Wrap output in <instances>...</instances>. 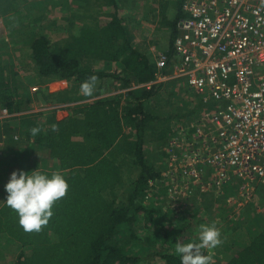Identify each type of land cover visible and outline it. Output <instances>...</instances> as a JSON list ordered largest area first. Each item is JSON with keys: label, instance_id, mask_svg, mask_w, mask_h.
Returning <instances> with one entry per match:
<instances>
[{"label": "trees", "instance_id": "1", "mask_svg": "<svg viewBox=\"0 0 264 264\" xmlns=\"http://www.w3.org/2000/svg\"><path fill=\"white\" fill-rule=\"evenodd\" d=\"M125 1L129 10L141 6V0L34 1V5L48 3L46 6L63 13L59 20L41 16L36 23L44 28L24 40L38 78L44 83L65 80L72 86V97L57 93L47 98L58 104L74 103L103 93L109 84L125 90L155 78L154 53L137 46L130 23L120 14V4ZM28 2L0 0V17L19 12ZM184 2L174 1V19L167 18L166 3L162 6L161 22L170 32L164 53L169 57L174 53L178 23L184 18ZM99 5L113 12L101 19L93 17L90 24L73 32L78 15ZM110 65L115 69L112 72L105 70ZM17 70L10 61L0 62V109L11 113L29 109L31 102L28 86ZM91 76L98 78L93 94L75 98L74 91L81 92L82 83ZM182 93L194 95L179 81L117 93L74 105L61 121L51 114L46 126L37 121L42 114H23L20 123L27 142L13 139L9 148L0 151V264H149L150 259L159 264H181L175 252L177 240L198 243L200 226L217 223L227 226L241 248L233 255L212 249L221 251L217 255L221 264H264V216L255 217L250 210L241 215L215 194L198 202L193 198L190 207L177 213L168 205L166 188L149 187L150 181L161 177L156 159L162 158L164 167L162 149L172 124L196 119L204 109L199 97L193 96L197 100L193 106ZM176 101H180L178 106L173 105ZM170 107L173 112L164 115L163 110ZM34 127L40 129L36 136L30 131ZM149 148L152 153L147 158ZM20 170L49 175L59 171L69 185L40 232H25L16 212L3 201L4 186L11 174ZM231 190L225 187V196ZM147 194H151L149 199ZM164 219L171 221L167 228ZM245 234L248 241H239ZM227 236L221 232V237Z\"/></svg>", "mask_w": 264, "mask_h": 264}, {"label": "built area", "instance_id": "2", "mask_svg": "<svg viewBox=\"0 0 264 264\" xmlns=\"http://www.w3.org/2000/svg\"><path fill=\"white\" fill-rule=\"evenodd\" d=\"M183 14L173 55L153 51L155 78L116 92L179 81L199 97V116L172 124L161 177L149 187L166 188L177 213L212 194L239 213L264 189V0H185ZM15 116L0 111V121Z\"/></svg>", "mask_w": 264, "mask_h": 264}, {"label": "rangeland", "instance_id": "3", "mask_svg": "<svg viewBox=\"0 0 264 264\" xmlns=\"http://www.w3.org/2000/svg\"><path fill=\"white\" fill-rule=\"evenodd\" d=\"M35 0H29V2L25 5H22L20 7L19 12L11 11L7 16L0 17V62L1 61H10L14 63L16 67H18V73L21 75V79L24 80V84L27 86H33L31 88H28L31 93H36L33 91V88L36 86L41 85L44 81L35 74L34 65L30 61V48L29 46H26V43H24V40L30 36L31 32L36 33L40 32L44 26L43 24L39 25L36 23V20L39 19L41 16L46 15L47 18H52L58 20L63 15L62 11L59 8H52V6H46V5H34ZM140 1V0H139ZM174 1L176 0H141V6L137 9H128L127 1L124 3L122 2L120 4V14L130 23V32L133 36V40L139 46L145 51H149L150 53L158 54L159 48H162L163 54L164 51H166L167 47L169 46L170 41V32L167 29L166 26L161 22V10L163 9L162 6L165 5L169 8L167 13V18L174 19V16L176 14L175 8H174ZM178 1V0H177ZM55 2V0H54ZM75 7V6H74ZM112 13L113 11L110 8L107 7H100L97 6L90 12H81L77 18H79L76 23L75 27L72 28V31L77 33V31L86 23L90 24L94 19L93 17H98V19H101L102 17H106L107 14ZM108 16V15H107ZM47 25V24H46ZM35 30V31H34ZM36 32V33H35ZM159 46V48L157 47ZM167 55V54H166ZM101 66V65H100ZM105 70L108 72H112L114 67L105 66ZM115 85H107V89L112 87L113 89ZM72 86H70L67 89L62 90L60 94L66 95L67 97H72L73 90ZM39 91V90H37ZM46 93L48 91L40 92L39 94L33 95V100L30 103V106L36 105L37 111L36 113H40L43 110H46L47 106H44V104L48 103H54L53 98H47ZM57 94V93H55ZM83 94L82 92L75 93V98L79 97V95ZM182 97L185 101H191L192 97L186 93H182ZM61 98V96H59ZM74 98V99H75ZM196 100V99H195ZM175 101V100H173ZM197 101V100H196ZM93 102V100L90 98L80 99L78 102L74 103H65V104H58V105H66L69 107H72V105L76 106L78 104H88ZM180 101H176L173 103V105L178 106ZM57 105V104H56ZM55 106V105H53ZM48 109L47 111H49ZM52 110V109H51ZM169 111V112H168ZM164 115H167L168 113H172L171 107L167 110H163ZM66 119V118H64ZM62 119V120H64ZM40 123H45L47 121L40 119ZM16 135V133L12 134ZM15 137V136H13ZM148 146V145H147ZM146 146V147H147ZM152 148H149V152L147 154V158L151 156ZM153 156H156V153H154ZM160 156V155H159ZM158 157V156H157ZM151 159V158H149ZM157 165L161 167V170L163 168L162 166V158H157ZM135 175H138V172L135 173ZM152 193V192H151ZM146 203H150L149 201ZM156 206V205H155ZM167 223L165 224L166 228L171 225V221H167L164 219ZM155 227H153L154 229ZM153 229H151L153 231ZM140 235L145 237L144 232L142 230H139L138 232ZM235 236L230 235L227 237H221L222 244L220 247L225 246V244H234L235 241H238V239L235 240ZM247 240L246 234L242 239H239V241ZM219 247V246H218ZM219 247V248H220ZM203 252H211L214 251L212 249H202ZM207 255L206 253H204ZM148 262L149 264H159L158 261H154L153 259H150ZM214 264V262H213Z\"/></svg>", "mask_w": 264, "mask_h": 264}, {"label": "clouds", "instance_id": "4", "mask_svg": "<svg viewBox=\"0 0 264 264\" xmlns=\"http://www.w3.org/2000/svg\"><path fill=\"white\" fill-rule=\"evenodd\" d=\"M91 76L81 85L85 96L93 94L97 82ZM31 134L36 136L39 128H32ZM69 185L64 175L59 172L43 174L38 170L13 172L4 186L6 205L16 212L19 224L25 232H40L48 225L53 216L54 204L65 197ZM197 242L181 243L177 240L175 252L181 264H213L212 257L205 255L202 249H215L222 244L221 232L215 224L201 225Z\"/></svg>", "mask_w": 264, "mask_h": 264}, {"label": "crops", "instance_id": "5", "mask_svg": "<svg viewBox=\"0 0 264 264\" xmlns=\"http://www.w3.org/2000/svg\"><path fill=\"white\" fill-rule=\"evenodd\" d=\"M69 82L65 81V80H61V81H51V82H47V83H42L41 85L39 86H36L38 87V90L36 93H31L30 91V96H31V102L33 100V95H36V94H39L40 92L42 93L43 91H48V93H46V95L48 94H55V93H60L62 92V90L64 89H67L69 87ZM33 86H28V88H31ZM115 88L113 89L112 87L108 88L107 90H104L103 93H100L99 95H94L93 98V101H99V100H103V99H106L108 97H113L117 92V84H115L114 86ZM30 102V103H31ZM30 103H29V109L23 111V112H20V113H16L17 116L13 117V118H9V119H6V120H3V121H0V137L3 141V145L0 147V151H2L3 149H5L6 147H10L12 145L11 141H13V139L15 141H19V142H27V137L25 135V133L23 132V127H21V119L20 117L23 116V114L25 115H33V114H42V116L38 117L37 121L39 122L40 119H43L45 121H48V119H51V114L55 115V118L59 121H61L62 119L64 118H67L69 116V109L70 108H73V105L72 107H68L64 110H61V111H57V110H49V107L53 106V105H56L58 103L54 102V103H48V104H44V106H47L46 110H43L41 111L40 113H36L37 111V106L36 105H32L30 106ZM4 109V108H1L0 111ZM39 124H42L43 126H46L47 125V122L45 123H40ZM15 134L16 135H12V134ZM15 136V137H13ZM34 140V137L32 136V138H30V141L33 142ZM6 169L7 172H10V169H8V167H4ZM2 185H0L1 187ZM1 189V188H0ZM1 197H0V201H1ZM252 211V213L254 214L253 216H257V217H263L264 216V189L261 190V192L259 193L258 195V198L250 203L249 205H247L245 208H243L239 214H243L245 211ZM240 217V215H239ZM218 226V229L220 230V232H226L228 234V236H230L231 232L229 231V229L227 228V226L225 225H221L219 226V223L216 224ZM232 235V234H231ZM220 247V246H219ZM219 247H216V248H219ZM227 247H230V249H228ZM221 251L224 252V253H228L229 255H233L237 252H239L241 250V248L238 246V244H225V246L223 247H220ZM203 252V250H201ZM215 251V250H214ZM221 251L220 252H203V253H206L207 255H216V256H211L212 257V260L214 262V264H221V262L219 261V256L217 255H220L221 254Z\"/></svg>", "mask_w": 264, "mask_h": 264}]
</instances>
